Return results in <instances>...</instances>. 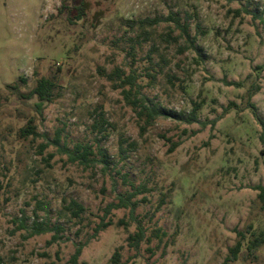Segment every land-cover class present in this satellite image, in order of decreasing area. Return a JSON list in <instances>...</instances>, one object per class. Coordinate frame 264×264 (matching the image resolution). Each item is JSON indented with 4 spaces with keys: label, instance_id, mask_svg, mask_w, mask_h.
Instances as JSON below:
<instances>
[{
    "label": "rangeland",
    "instance_id": "1",
    "mask_svg": "<svg viewBox=\"0 0 264 264\" xmlns=\"http://www.w3.org/2000/svg\"><path fill=\"white\" fill-rule=\"evenodd\" d=\"M128 76L131 100L201 104L199 122L160 117L143 131L119 88ZM42 78L55 89L40 110ZM252 86L264 120V0H0V264H74L79 248L76 264H264V242L248 248L264 240ZM30 122L38 136L23 138ZM77 145L90 163L70 160ZM133 193L134 213H107ZM37 224L52 231L34 235Z\"/></svg>",
    "mask_w": 264,
    "mask_h": 264
},
{
    "label": "trees",
    "instance_id": "2",
    "mask_svg": "<svg viewBox=\"0 0 264 264\" xmlns=\"http://www.w3.org/2000/svg\"><path fill=\"white\" fill-rule=\"evenodd\" d=\"M85 3L81 4L78 7H74L73 10H75L78 15L76 16V19L81 20L84 15H85ZM169 21H172L175 23L176 27L180 29L182 34L187 38L191 39L190 33H189V25L188 22L182 23L179 18L176 17H170ZM151 25L156 24L157 21H150L149 22ZM192 43H194L192 41ZM121 77V75H119ZM228 85L231 86H236V87H241L242 85L240 83H235L232 82ZM126 86H130L129 90H123V93L125 95V98L132 104L134 107L139 109L138 115L144 120V126L142 127L143 131H146L148 128L154 125L156 120L160 117L163 118H174L177 119L181 122H184L186 124H193V123H198L199 118H198V113L202 108L201 104H194L193 110L189 114H183V113H177L174 111H168L164 108H161L155 104L153 105H148L144 103L141 100H131V96L133 95L134 92L139 93L140 87H138L135 84L134 78L128 76L126 79H123L119 88L124 89ZM138 88V89H137ZM55 89V83L46 78H42L38 81L37 87L33 91V95L37 96L39 99V103L37 104V107L41 110L47 103H51L53 100V93ZM260 91V87H254L252 86V89L249 90L247 97H248V108L252 110L253 114L255 117L258 119L260 126L262 127V133L260 135V142L263 146L262 149V155H264V120H262L259 115H258V109L255 104L251 102L252 98L256 95L257 92ZM227 111V110H226ZM97 123L101 127L108 126L109 123L107 120H105L103 117L97 121ZM21 136L23 138H28L30 136H38V133L36 131L35 126L33 125V122H30V124L21 130ZM93 155L92 148L90 146H84V145H77L76 147V152H69V158L71 161L76 162L79 161L82 164H88L90 163L91 156ZM257 191H259L258 198L259 200L264 204V186H258L256 188ZM136 197V194H130L128 196H121L119 199V202L117 204H111L108 207L107 213L109 214L112 210H118V209H130L132 213L136 210L138 206V202L133 201V198ZM69 211L73 213L75 217H79L81 213L84 212V208L79 205L77 202L72 201L68 207ZM110 224H102V226L97 230L99 232L106 227H108ZM52 231V229L44 224H37L35 227V230L33 231L34 235H40L43 233H47ZM136 246H138L140 243H142L145 239V231L141 226L138 227V231L134 236H131L129 238ZM263 239H256L254 242H251L248 246L249 250H253L259 246L260 243H263ZM242 249V243L238 242L237 245L230 250L231 256L233 260H237L239 253ZM82 252V249L79 248L76 251V254L73 257V262L74 264L77 263L78 258L80 257Z\"/></svg>",
    "mask_w": 264,
    "mask_h": 264
}]
</instances>
